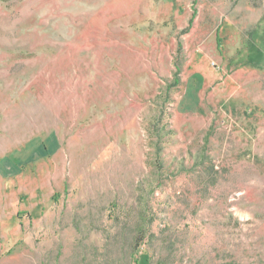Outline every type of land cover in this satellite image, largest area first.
Segmentation results:
<instances>
[{
  "label": "rangeland",
  "instance_id": "1",
  "mask_svg": "<svg viewBox=\"0 0 264 264\" xmlns=\"http://www.w3.org/2000/svg\"><path fill=\"white\" fill-rule=\"evenodd\" d=\"M138 255L264 264V0H0V264Z\"/></svg>",
  "mask_w": 264,
  "mask_h": 264
},
{
  "label": "trees",
  "instance_id": "2",
  "mask_svg": "<svg viewBox=\"0 0 264 264\" xmlns=\"http://www.w3.org/2000/svg\"><path fill=\"white\" fill-rule=\"evenodd\" d=\"M209 169H211L212 171L214 170V167L212 165H208ZM210 175L211 173L208 172ZM214 182H212L213 184ZM139 260H140V255H138V257L135 259V264H139Z\"/></svg>",
  "mask_w": 264,
  "mask_h": 264
}]
</instances>
